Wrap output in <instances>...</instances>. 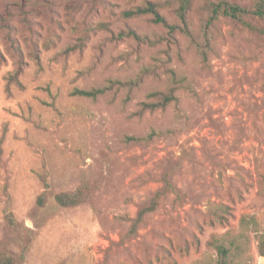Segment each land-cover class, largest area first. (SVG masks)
Masks as SVG:
<instances>
[{
    "label": "rangeland",
    "instance_id": "obj_1",
    "mask_svg": "<svg viewBox=\"0 0 264 264\" xmlns=\"http://www.w3.org/2000/svg\"><path fill=\"white\" fill-rule=\"evenodd\" d=\"M148 1L177 28L123 16ZM218 1L192 0L183 24L179 0H0V252L16 264H219L217 239L230 264H264V20L221 15L207 32ZM171 89L177 101L142 110ZM84 178L87 200L60 206Z\"/></svg>",
    "mask_w": 264,
    "mask_h": 264
},
{
    "label": "trees",
    "instance_id": "obj_2",
    "mask_svg": "<svg viewBox=\"0 0 264 264\" xmlns=\"http://www.w3.org/2000/svg\"><path fill=\"white\" fill-rule=\"evenodd\" d=\"M180 4L177 8L176 12L178 17L181 19L182 23L186 24L187 22V13L191 7L192 0H179ZM160 5L158 2L148 1L143 5H138L133 8L127 9L123 11V16L126 18H131L134 16H140L145 14L152 15V19L155 22L164 23L166 26L170 28L171 31L177 28V25H169L165 20L164 16L160 13ZM245 14H254L260 19L264 20V2L258 1L255 8L249 9L238 5L234 2L229 0H219L218 2H210L207 5V17L205 19L204 26L208 30L212 27L213 23L218 20L221 15L230 17L232 19L241 20L245 24L246 21L243 20V16ZM102 28H105L104 24H100ZM187 33L189 31L185 29ZM123 34V33H121ZM128 34H133L136 38L141 40L147 41L146 36L139 35L135 33V31H129ZM158 40V39H157ZM82 43H80L81 46ZM205 56V53L203 52ZM104 92V89H91V90H84V89H75L73 94H79L83 96H91L96 97L98 94ZM151 97H154L155 100L151 102H144L142 103V110L149 109V110H156L158 108H165L168 104L173 101H177V96L174 93V89H171L169 92H153L151 93ZM134 139L135 137H129ZM47 182V181H46ZM48 185V183H46ZM46 193H44L45 195ZM44 195L39 197V203L43 205L45 203ZM90 196V183L87 178L81 180L79 186L71 192H60L55 196L56 202L60 206H75L87 200ZM154 210V205L148 206L143 208L137 215L134 223L133 229H135L138 222H140L145 215V213ZM222 212H225V205L221 204L214 210V216L216 220L222 219ZM6 215L8 220L11 223H14L12 211L6 209ZM217 239L211 241V244L217 249L218 255L220 257L219 264H230L228 261V256L230 254V248L226 247L223 244L217 243ZM258 253L260 256L264 257V229L258 233ZM0 264H16L15 259L8 253L0 252Z\"/></svg>",
    "mask_w": 264,
    "mask_h": 264
}]
</instances>
